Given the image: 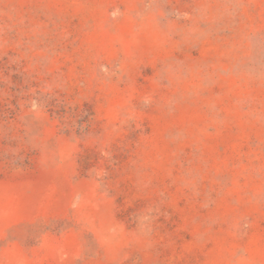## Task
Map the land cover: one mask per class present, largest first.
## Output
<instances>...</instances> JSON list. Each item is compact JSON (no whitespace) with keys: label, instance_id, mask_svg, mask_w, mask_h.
Returning <instances> with one entry per match:
<instances>
[{"label":"rangeland","instance_id":"rangeland-1","mask_svg":"<svg viewBox=\"0 0 264 264\" xmlns=\"http://www.w3.org/2000/svg\"><path fill=\"white\" fill-rule=\"evenodd\" d=\"M0 264H264V0H0Z\"/></svg>","mask_w":264,"mask_h":264}]
</instances>
